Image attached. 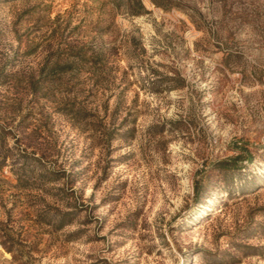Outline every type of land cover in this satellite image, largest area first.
Listing matches in <instances>:
<instances>
[{
    "label": "rangeland",
    "instance_id": "1",
    "mask_svg": "<svg viewBox=\"0 0 264 264\" xmlns=\"http://www.w3.org/2000/svg\"><path fill=\"white\" fill-rule=\"evenodd\" d=\"M142 2L0 0V264H264V0Z\"/></svg>",
    "mask_w": 264,
    "mask_h": 264
},
{
    "label": "trees",
    "instance_id": "2",
    "mask_svg": "<svg viewBox=\"0 0 264 264\" xmlns=\"http://www.w3.org/2000/svg\"><path fill=\"white\" fill-rule=\"evenodd\" d=\"M136 7L137 8H144V5H143V2L142 0H136ZM134 13L133 14H140L141 11H133Z\"/></svg>",
    "mask_w": 264,
    "mask_h": 264
}]
</instances>
